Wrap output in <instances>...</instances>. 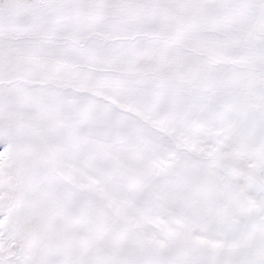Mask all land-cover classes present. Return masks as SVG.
Segmentation results:
<instances>
[{
  "label": "snow or ice",
  "instance_id": "snow-or-ice-1",
  "mask_svg": "<svg viewBox=\"0 0 264 264\" xmlns=\"http://www.w3.org/2000/svg\"><path fill=\"white\" fill-rule=\"evenodd\" d=\"M0 264H264V0H0Z\"/></svg>",
  "mask_w": 264,
  "mask_h": 264
}]
</instances>
